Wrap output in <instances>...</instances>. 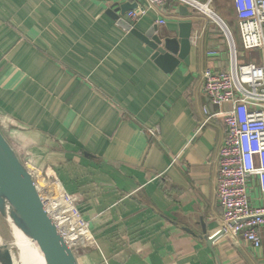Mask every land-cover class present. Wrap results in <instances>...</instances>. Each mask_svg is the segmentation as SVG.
I'll use <instances>...</instances> for the list:
<instances>
[{
	"label": "crops",
	"instance_id": "1",
	"mask_svg": "<svg viewBox=\"0 0 264 264\" xmlns=\"http://www.w3.org/2000/svg\"><path fill=\"white\" fill-rule=\"evenodd\" d=\"M227 1L231 27L218 16L242 48ZM126 3L146 0H0L1 131L82 203L95 240L86 243L98 248L79 264H264V228L260 250L240 237L209 244L222 222L219 114L229 107L210 103L202 74L229 70L226 38L208 16L180 14L177 2L151 10L135 26L141 32L165 19L158 32L176 37L180 23H193L189 63L165 73L108 15ZM253 52L250 62L256 55L261 64ZM251 195L264 206L256 181Z\"/></svg>",
	"mask_w": 264,
	"mask_h": 264
},
{
	"label": "built area",
	"instance_id": "2",
	"mask_svg": "<svg viewBox=\"0 0 264 264\" xmlns=\"http://www.w3.org/2000/svg\"><path fill=\"white\" fill-rule=\"evenodd\" d=\"M170 1L208 16L223 31L227 40L229 70L216 73L207 69L202 74L203 93L210 103L229 107L219 114L227 126V135L218 153L216 199L222 209L218 232L230 238L240 237L254 249L260 250L263 248L260 231L264 228V206H254L251 194L256 181L264 196V0L232 1L242 48L250 52L260 50L263 53L262 64H240L234 36L225 22L213 12V0L206 4L199 0H146L144 6L129 11L124 18L135 27L151 10H163ZM215 18L223 26L218 25ZM165 25V19L156 22L159 28ZM204 111L210 115L208 109ZM149 133L154 136L157 129L149 130ZM24 164L36 182L35 171L26 162ZM75 197L68 194L64 198L75 204L74 214L78 216L76 224L89 228L78 210L79 200Z\"/></svg>",
	"mask_w": 264,
	"mask_h": 264
},
{
	"label": "water",
	"instance_id": "3",
	"mask_svg": "<svg viewBox=\"0 0 264 264\" xmlns=\"http://www.w3.org/2000/svg\"><path fill=\"white\" fill-rule=\"evenodd\" d=\"M137 7V3H126L117 10H110L108 15L145 45L152 61L165 73H172L181 63L188 64L193 23H180L176 37L160 34L156 25L141 32L124 18ZM179 12L189 16L191 11L181 5ZM0 216L9 219L28 239L38 244L45 264H79L73 249L47 211L35 180L1 129ZM222 236L223 233L219 232L209 244ZM0 264H14L11 248L6 242L0 245Z\"/></svg>",
	"mask_w": 264,
	"mask_h": 264
},
{
	"label": "bare ground",
	"instance_id": "4",
	"mask_svg": "<svg viewBox=\"0 0 264 264\" xmlns=\"http://www.w3.org/2000/svg\"><path fill=\"white\" fill-rule=\"evenodd\" d=\"M205 11L208 12V10H206V9H205ZM219 18L220 17L218 16V19ZM218 19L215 18V21L217 22V24L223 26L222 22ZM17 141H18V139H17ZM22 162L23 163L26 162L28 164V166L30 167V169L35 171L34 176L36 177V179L42 178L41 172L39 170L33 168L31 166V164L27 161H22ZM49 174H51V172ZM45 182H47V183H45ZM57 182H58L57 179L45 180V181H42L41 183L37 182V187H38V190L41 194V197L43 199V202H44V205L46 206L47 211L50 213L51 216L54 217L58 227L65 234V237H66L68 244L71 247H73V246L78 247L80 244H82L83 236H85V233H83L82 236H80L81 233L78 234V237L70 236V235H73V233L66 224V223H69L70 221H68L67 218L66 219L62 218L61 215L59 217V211L61 210L62 212H65L66 208L70 204L68 201L63 202L62 199L59 201L58 198L65 199L64 198L65 195H68V194L71 196H73V195L68 193L66 189L64 191V189L62 188L63 184L60 182V184H59L60 186H58ZM54 195H56L57 199ZM61 196H63V197H61ZM69 212L71 213V220L74 222L76 215L74 214L73 208L69 209ZM8 221L11 224V236H12L13 242H14L13 245L12 244L11 245L8 244V245L11 248V254L13 257L14 264H45L44 256H43L42 252L40 251L38 244L36 242H33L30 239H28L21 232V230H19V228H17L9 219H8ZM77 228L80 229L81 227L80 228L77 227ZM86 235H87L89 240L92 239L90 233H86ZM3 242L4 241H2L0 238V245L3 244ZM13 247H16L19 250L18 255L14 254Z\"/></svg>",
	"mask_w": 264,
	"mask_h": 264
},
{
	"label": "rangeland",
	"instance_id": "5",
	"mask_svg": "<svg viewBox=\"0 0 264 264\" xmlns=\"http://www.w3.org/2000/svg\"><path fill=\"white\" fill-rule=\"evenodd\" d=\"M213 2L215 3V12L217 13V15H219L226 23L229 27H231V23H230V17H231V12L229 10L232 11V8L230 7L231 6V3L230 1H227V10L226 8L223 6V3H222V0H213ZM191 13L192 14H195L196 11L195 10H191ZM218 27V26H217ZM219 29V30H218ZM218 32L219 34L223 37V39L225 38L224 34H223V31L218 27ZM238 50H239V57L241 58L240 59V64H248L250 63V60H249V55H253V54H250V53H254L256 54L257 52H245L241 47H238ZM253 62L258 63L257 61V56L255 55L254 58H253ZM262 64V62H261ZM0 117H2V115H0ZM1 122V121H0ZM1 125V123H0ZM19 156V155H18ZM20 158V157H19ZM21 159V158H20ZM22 160V159H21ZM24 161V160H22ZM31 166L35 169H37L35 166H33L31 164ZM39 170V169H37ZM41 172V175H42V178H37L36 179V183L39 182L41 183L42 181H45V180H52V178H49L48 176L45 175V173H43L41 170H39ZM45 176V177H44ZM58 180V179H57ZM47 183V182H45ZM58 186H60V181L58 180L57 182ZM62 188L64 189V187L62 186ZM65 191V189H64ZM56 197V195H54ZM64 196V195H63ZM61 196V197H63ZM77 200H79L78 197H75ZM57 199V197H56ZM63 200V202L67 201L63 198H58V200ZM70 205H68V207L66 208L65 212H62L61 210L59 211V217L61 215L62 218L64 219H68V221H70L69 223H66L67 226L69 227V229L72 231L73 235H70V236H75V237H78V234L81 233L80 236L83 235V233H85V236H83V241H82V244H80L78 247L75 246V248H73V250L75 251V254L78 257H80L84 252H89L91 251L93 248L97 249L98 245L96 243H94V245H90L88 243H86L89 239L86 235V233H90L91 235V238L93 240V242H95L94 240V237L91 233V230H90V226L89 228H86L84 227L82 224L78 223V216L75 217V220L74 222L71 220V213L69 212V209L73 208L74 210V207H75V204L72 202V201H68ZM62 203V202H61ZM78 210L82 213V218L89 224V222L87 221V219L85 218L84 216V212L82 211L83 208H82V203L79 201L78 203ZM70 215V216H69ZM77 227H81L80 229H78ZM6 237V238H5ZM0 238L2 241L6 242L7 244L9 245H13V238L11 236V224L8 220L6 219H3L1 216H0ZM91 240V239H90ZM13 251H14V254L15 255H18L19 254V250L16 248V247H13Z\"/></svg>",
	"mask_w": 264,
	"mask_h": 264
},
{
	"label": "trees",
	"instance_id": "6",
	"mask_svg": "<svg viewBox=\"0 0 264 264\" xmlns=\"http://www.w3.org/2000/svg\"><path fill=\"white\" fill-rule=\"evenodd\" d=\"M170 6H171V4H170Z\"/></svg>",
	"mask_w": 264,
	"mask_h": 264
}]
</instances>
